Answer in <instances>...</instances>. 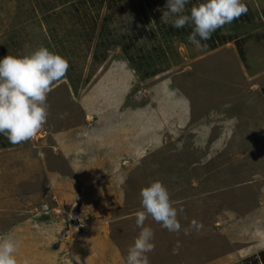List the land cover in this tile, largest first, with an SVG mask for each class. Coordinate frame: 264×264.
<instances>
[{
	"label": "rangeland",
	"instance_id": "374dc122",
	"mask_svg": "<svg viewBox=\"0 0 264 264\" xmlns=\"http://www.w3.org/2000/svg\"><path fill=\"white\" fill-rule=\"evenodd\" d=\"M242 2L251 22L201 50L161 34L167 0H0V58L46 47L70 65L40 132L0 148V235L18 241V264H126L154 181L184 208L182 229L204 228L185 236L149 217L150 264H244L264 250V0ZM152 16L133 63L115 45L94 60L107 18L112 41Z\"/></svg>",
	"mask_w": 264,
	"mask_h": 264
},
{
	"label": "clouds",
	"instance_id": "9594fccd",
	"mask_svg": "<svg viewBox=\"0 0 264 264\" xmlns=\"http://www.w3.org/2000/svg\"><path fill=\"white\" fill-rule=\"evenodd\" d=\"M190 2L167 0L161 19L176 29L191 25L188 42L201 50L205 47L203 41L211 40L217 30L248 12L242 0H203L186 14V6ZM69 67L65 57L46 47H39L23 56L0 58V135L12 144L35 137L47 122V96L52 85L65 78ZM140 196L143 210L135 215L140 232L128 250L126 264H150L148 254L155 250V244L152 228L145 226L149 217L170 233L179 234L183 230V234L188 236L192 231L203 230L204 224L196 219L182 229L178 214L183 213L184 208L173 206L169 191L162 182L154 181L142 188ZM179 247L177 241V249ZM18 251V241L11 236L0 235V264H18Z\"/></svg>",
	"mask_w": 264,
	"mask_h": 264
},
{
	"label": "trees",
	"instance_id": "16d2710c",
	"mask_svg": "<svg viewBox=\"0 0 264 264\" xmlns=\"http://www.w3.org/2000/svg\"><path fill=\"white\" fill-rule=\"evenodd\" d=\"M195 0H191L188 8V13L190 12L191 8L194 6V2ZM86 3H82V6H85ZM79 15L77 17V23L79 24V34H81V36L86 37L87 40H89V42H92L93 36L95 34V27H92L91 29L87 28V22L88 21V14H77ZM148 18V17H147ZM156 19V16H155ZM110 18H107L105 20L104 23V27L100 30V33L98 34V36L96 37L97 39V46H96V50H95V54H94V60L96 62H102L106 59V55L105 54H101L102 51L104 50V48H108L111 47L112 45L115 46H119L122 50L123 53H125L126 55H128L130 61L132 62L133 60L135 61L137 59L136 56H131V53L134 51V49L137 47V42L139 40H143L145 37V32L146 30L150 27L151 22L153 21V16L151 18H148L147 22L149 26L146 27H142L140 29H136L134 28L133 30L127 31L128 34L122 35L121 37H116L115 39L119 40H112L109 41V36L105 35L104 32H106V26L107 23L109 22ZM150 20V21H149ZM251 20H248L247 17H244L243 15L238 18L237 20H235V25H237L238 23H250ZM95 26V25H94ZM227 27V25H225L223 28ZM229 27V25H228ZM187 26H185V28L182 29H176L174 27H172L170 24L168 25H161L160 29L162 31V35L166 38H171V37H187L190 34H187V30H186ZM154 32V31H153ZM152 32V34H153ZM159 34V33H158ZM161 35V36H162ZM152 36V35H151ZM113 37V36H112ZM121 38V39H119ZM231 39H229L228 36H226V34H223L221 32V29L217 30L213 36L212 39L209 41H203L202 43L207 45L208 47H210V49H214L215 47H217V45H223L227 42H229ZM148 57H145L144 55H139V60L137 61V65L141 64V63H146V62H151L153 59H155L156 57L150 55V53H147ZM154 62V61H153ZM133 63V62H132ZM139 69V68H138ZM158 72L157 71H153L150 72L149 74L146 75V77H151V76H155ZM6 142L7 138L3 135H0V148H4L6 146ZM244 264H264V250L260 251L258 254L251 256L250 258H248Z\"/></svg>",
	"mask_w": 264,
	"mask_h": 264
}]
</instances>
